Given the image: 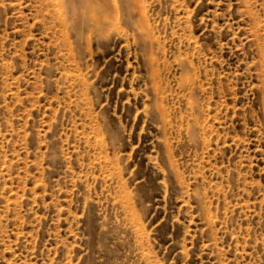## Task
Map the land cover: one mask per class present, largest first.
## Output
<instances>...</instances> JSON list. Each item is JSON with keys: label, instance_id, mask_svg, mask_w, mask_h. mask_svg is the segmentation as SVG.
I'll return each mask as SVG.
<instances>
[{"label": "rangeland", "instance_id": "obj_1", "mask_svg": "<svg viewBox=\"0 0 264 264\" xmlns=\"http://www.w3.org/2000/svg\"><path fill=\"white\" fill-rule=\"evenodd\" d=\"M0 264H264V0H0Z\"/></svg>", "mask_w": 264, "mask_h": 264}, {"label": "bare ground", "instance_id": "obj_2", "mask_svg": "<svg viewBox=\"0 0 264 264\" xmlns=\"http://www.w3.org/2000/svg\"><path fill=\"white\" fill-rule=\"evenodd\" d=\"M107 1H108V0H107ZM103 2H104V1H103ZM81 4H82V3H81ZM82 5H83V4H82ZM87 5H88V4H87ZM91 5H92V4H91ZM85 6H86V5H85ZM89 6H90V4H89ZM92 6H93V5H92ZM78 7H79V6H78ZM84 8H85V7H84ZM84 8H83V9H84ZM93 8H94V7H93ZM98 8H99V7H98ZM80 9H81V8H80ZM85 9H86V8H85ZM85 9H84V10H85ZM90 9H91V8L89 7V10H90ZM76 11H77V10H76ZM92 12H93V14L95 15L94 10H93ZM82 15H83V14H82ZM87 15H88V14H87ZM84 18H85V17H84Z\"/></svg>", "mask_w": 264, "mask_h": 264}]
</instances>
